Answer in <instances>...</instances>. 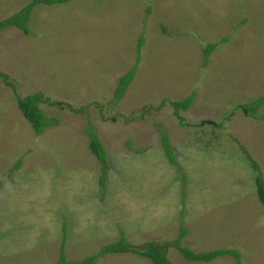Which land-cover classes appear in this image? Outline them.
Returning <instances> with one entry per match:
<instances>
[{
    "label": "rangeland",
    "instance_id": "obj_1",
    "mask_svg": "<svg viewBox=\"0 0 264 264\" xmlns=\"http://www.w3.org/2000/svg\"><path fill=\"white\" fill-rule=\"evenodd\" d=\"M30 1L0 0V21ZM30 30L0 35V264L57 263L65 227L66 257L80 261L122 235L136 248L175 242L182 226L184 247L264 264V207L246 157L264 174V106L245 108L264 95V0H76L37 5ZM36 93L61 120L42 136L18 107ZM190 95V109L174 106ZM91 126L109 157L105 190ZM164 249L174 264H239ZM97 264L153 263L127 253Z\"/></svg>",
    "mask_w": 264,
    "mask_h": 264
},
{
    "label": "trees",
    "instance_id": "obj_2",
    "mask_svg": "<svg viewBox=\"0 0 264 264\" xmlns=\"http://www.w3.org/2000/svg\"><path fill=\"white\" fill-rule=\"evenodd\" d=\"M76 0H31L21 11L15 13L8 18L0 21V35L4 30L15 27L22 30L26 35H29L31 16L37 5L56 6L68 4ZM144 42L143 36L139 39V50ZM225 42V41H224ZM219 44H209L205 49V65L208 62L211 54L217 49ZM139 62V61H138ZM138 72V65L136 64L129 72L119 79V83L115 90V102L120 101L126 94L129 86L136 78ZM195 100L194 95H190L183 100L174 102V106L177 109L188 110L192 106ZM45 99L41 93L29 95L24 98L18 99V107L26 120L30 123L34 132L38 136L44 135V133L51 128L58 127L61 124V120L55 117L48 116L42 109L41 104ZM264 106V95L257 98L253 103L246 106L248 111L256 113L260 107ZM81 112L76 110L75 113ZM89 135L91 138L90 149L92 154L98 159L101 164V176L100 185L105 190L106 182L108 179V170L110 168L109 157L105 150V147L98 137L97 130L91 126L89 129ZM170 136L167 132L162 133L163 148L169 162L179 171L182 172V167L176 157L175 150L170 140ZM247 160L250 163L252 169L256 174V186L257 195L260 203L264 207V174L262 173L260 164L250 155L247 154ZM21 159L15 164L13 169L18 171L21 168ZM188 231L185 226L181 228V234L175 242H167L164 245H160L154 242H148L140 248H136L131 245L124 235H122L118 242L112 243L108 246L102 247L95 255L87 256L80 261H69L66 257L65 242L67 238V227L64 228V241L61 246L60 258L55 264H97L98 261L105 255L115 254H136L143 258L149 259L153 264H174L167 256L166 246L175 244L182 256L192 262L211 263L219 257L232 256L236 258L239 264H241V256L238 250L234 249H217L209 252L197 253L189 247L182 245L183 239L187 236Z\"/></svg>",
    "mask_w": 264,
    "mask_h": 264
},
{
    "label": "water",
    "instance_id": "obj_3",
    "mask_svg": "<svg viewBox=\"0 0 264 264\" xmlns=\"http://www.w3.org/2000/svg\"><path fill=\"white\" fill-rule=\"evenodd\" d=\"M210 124H212V122H209Z\"/></svg>",
    "mask_w": 264,
    "mask_h": 264
}]
</instances>
